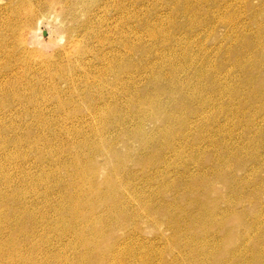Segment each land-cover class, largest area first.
<instances>
[{
	"label": "bare ground",
	"instance_id": "1",
	"mask_svg": "<svg viewBox=\"0 0 264 264\" xmlns=\"http://www.w3.org/2000/svg\"><path fill=\"white\" fill-rule=\"evenodd\" d=\"M83 1L86 4L83 3ZM91 1L92 0H80L81 4L85 7V9H83L84 14L91 18V22L84 26L87 27L90 26V24H94L95 26L91 28L98 27V29L89 31L87 30L88 28L84 29V26L81 25L84 32L87 31L84 37L89 41L95 40L98 44L103 43V45H101L103 48L108 45L105 44L108 43L106 41H109L110 49L109 51L103 48L94 50L89 46H82L83 41L74 40L73 45H78L77 60H72L66 53L54 57L40 56L38 59L31 58L32 53L29 51L28 47L31 42L28 43L29 45L27 42L30 39L33 42V35L29 33L32 35V38L27 41L26 37L19 33V31L29 29L34 25L39 13L37 9H53L56 5H63L67 14L72 15L70 12L73 11L75 5L73 2H68V0H17V4L21 5V8L15 12L18 18H9V21L6 22L14 28V31L10 33L2 32L1 27L3 23L0 21V97L2 109L13 110V107L16 106H22L24 108H30V106H32L35 108L34 111H42L45 109L46 105H48V101L50 103L55 102L62 113L68 111L67 115L68 113L71 115L73 113L75 114L76 111L73 110V113H71L72 111L68 107L70 105H76L75 107H78L79 101L75 99L66 101L63 98H59L56 101L54 97L53 102L47 100V97L42 98V95H45V93H50V95H52L51 92L54 91L56 93L62 92L63 96L69 98L66 95V90L72 91L76 88L75 81L71 80V70L73 74L76 73L80 67L84 68L85 65H87L91 70H87V73H85L89 74L86 79L90 78L92 74L93 78L91 82L86 81V98L87 102L94 108V112H98L97 116L93 117H95L97 123L106 122L113 125L114 120L118 126H120L118 135L117 132H115L117 136H115L116 139L114 141L105 142L103 140L104 144H99L94 148V145L91 146L90 144L88 147L92 152L87 153L84 157L85 151L83 152V148L85 147H83V129L82 127L80 128V125L83 124V116L80 117L79 120V115H75L74 117L73 114L74 121L76 119L80 125L78 128L73 129L72 136L78 134L82 137V141H80V144L78 142L69 143V141V145L65 146V148L68 147V150H71L70 152L73 155L71 159L69 157V160H64V158H62L63 154L58 156V151L52 152L48 157L51 159L52 165L50 164L45 168L41 166L45 158L43 154L44 150H42L43 148L37 149L38 156L34 161H29L26 156L24 157V163H12V159L17 152H13L10 149V145L12 142L22 145L21 142L24 141L27 136L23 137L21 136L23 134L20 135L14 132L13 137H11L8 134L13 133L12 130H14V127L6 124L1 125L2 123H0V173L2 174V178H0V264H231L226 261V257L224 258V256L230 255L231 252L233 253L235 251L239 255L235 256L234 254L238 263L245 264V246L242 245H245L247 239L242 242V234L244 233H242L243 231L241 232V229L244 228V219H246L247 216L249 219L253 220V226L248 227L245 223L247 229L244 230H246L248 234L247 238L249 237L248 239H250L248 242L250 241L254 244V246L252 245L253 248H251L252 254L250 253L252 257L249 256L251 260H247L250 262L253 258L263 259L264 230L262 232H260L261 230L257 232L255 229L257 225L259 226V222L264 215V212L262 213L255 210V204L257 205V202L260 200V195L258 196L253 192L248 194L246 186L250 182L246 181V178L239 177V179L236 175L238 172L245 173V171H251L249 170V165L251 162L254 164L256 163L258 159L257 156H253L249 159L244 152L245 146H239L238 144L233 145L232 142L225 143L224 145L219 143L221 144L219 145L216 141L219 138L215 140L210 137L207 139H209L211 150L215 152L213 154L211 150V152L209 151L208 147L204 149L201 147V143L206 140V137L204 136L205 131L204 134L201 135L202 133L200 130L198 132L201 134H193L196 137L193 136L194 138L192 137L193 139H191L193 140L191 144L193 159L191 158V160L195 162L194 165L198 168V174H190L188 168L185 167L186 169L183 168L185 170L180 175L179 179L173 183H169L170 180L168 179L167 181L169 182L164 181V177L167 175H165L162 180V178L160 179V175L163 172L161 173L160 169L158 170L157 167V170L153 169L158 163L163 165L161 162L164 161L165 156L159 157L161 154L158 155V152V154L152 152L148 155L145 153L148 149L150 150L153 147L151 146L152 143L158 144V142L154 141L160 133L164 135L163 143L157 146V150L158 147L159 151L163 149L160 152H165L167 150L168 154V149H172L173 152L177 153L176 147H174V143L172 142H177L178 140L179 142L181 141L180 143H182V145L184 143L185 145L186 143L189 144L191 141H189L188 134L191 132L190 130L192 127L189 118L192 116L188 115L192 112H189L192 108L197 107L196 112L204 111V114H209L207 117L209 119L206 123L210 121L215 123L219 120V117L222 115H216V113L213 114V112L217 111L219 113V111H224L227 106H231V103L224 101L222 88L204 95L202 91L206 89L207 84L205 82L203 83V81H209V78H216L218 71L220 69L222 71V68L226 67V63L223 61L215 70L212 69L206 73L203 61L201 70L191 72L192 75L185 80L183 77V79L180 77L182 72L179 74L180 70H185L186 68L183 64L184 62L179 63L175 60L176 62L172 61L171 64L169 63V72L167 73L163 68V65L166 64L164 62V54L166 52L164 51L168 46L167 43L173 41L177 42V40H179V34L177 35V33L183 29L181 24L177 23L175 20H171V23L168 25L164 20L166 17H161L159 15L160 13L157 14L153 8L152 11L155 14L152 23L151 21H137L138 27H140L137 29L143 28L147 31L144 38L138 36L137 34L141 30L136 31L133 27L134 13L131 9L134 8L136 3L145 5V0H123L129 2L125 7L121 6L119 8L123 13H121V17L114 27L121 31V33H119L121 37L118 42L114 37L117 36L116 34H118V32H115L112 27H107L108 32L105 34L101 30V28L107 24L106 20L108 21L107 18L105 20V16H102V14L110 11L113 7L106 0ZM162 1L168 4L171 11L176 12L178 15H184L185 19H187V27L185 28L190 26L193 27L197 23L201 24V14L206 13L207 17L211 20L209 18L205 19L206 21L202 20L203 24H206L209 20L214 22L215 26V22L217 21L219 24L223 25V30H225V28L230 30L231 33H229L231 37L238 39V41L241 40L242 45H237L236 39H233L235 44H231L230 50L227 52L231 61L234 63V67L242 70L244 74V83L242 84L250 86V91L246 93L247 97H245V101L247 99V102L252 101V103H254L253 101L256 100H264V75H259L262 80L256 75V72L261 73V71L264 70V24H259V31L253 33L245 23H242L240 20L241 18H238L243 12L257 13L259 11H264V0H259L263 4L258 7L252 5L253 0ZM165 2H163V4ZM30 7H34L35 10L30 15H26L25 18H21V16L25 14L24 11ZM176 14H173V16ZM203 16L204 15H202V17ZM120 26L123 30H121ZM169 29L174 32L167 37V31ZM213 31H215V29ZM32 32H34V30ZM117 43L122 44V52L116 45ZM155 46L164 49L161 52L157 51L158 53H154L152 47ZM189 48L190 44L187 46V50H185L184 59L192 62L193 57L189 54ZM171 51L173 50L170 49L169 52L171 53ZM136 52L142 53L143 63L139 64L133 60V56ZM250 56L254 58L250 59ZM153 57H155V60L152 59ZM92 60L97 61L99 63L98 65L104 63L106 68H100L98 65L93 66ZM206 60L208 59L205 58V61ZM231 61L229 62L231 63ZM134 70H136V73L142 78L145 74L149 73H152L153 76L148 79L145 86L143 85L144 87L140 88L136 86L137 78L133 76L132 72ZM108 72L114 73V79L111 81L105 78ZM30 74L32 77H30ZM170 75H172V77H170ZM227 76L229 77V75ZM95 77L101 78V80L97 81ZM78 79L83 80V74L79 75ZM69 82H71V84H68ZM62 84L67 86L61 88ZM242 84H238L239 89L237 92L231 91L230 101L231 98L240 97L241 92H245L242 88ZM105 86H110V90L112 89V91L103 93L102 87ZM78 89L80 88L75 90ZM29 93L30 95H28ZM165 94L174 97L173 99L171 98L172 100L170 101L173 114H168L167 108H170V106H168V102H165L163 99ZM244 103V101L241 102V104ZM243 106L244 105H242V107ZM239 107H241L240 104ZM238 108H234L233 112L237 114L241 112V110L238 111ZM187 110H189L188 115L185 113ZM42 112L40 115H44L45 112ZM78 112L79 111L76 113ZM6 114L7 113L3 115L5 116ZM4 116H0V121H2V117ZM27 116L30 115L27 114ZM135 117L138 119V124L135 125V129L131 131L128 126L132 121L131 119H135ZM156 117L161 118V120L165 122L162 123L161 121L163 125L155 123L157 125L155 133L153 134L152 131V133L149 134L145 131L144 126L147 122L152 120V118ZM39 119L41 118H38V120ZM122 119L128 120V126H126L127 121L121 123L120 120ZM229 119L230 118H227V122ZM8 121L10 122V120ZM43 121H45V119ZM50 121L51 119H48V122ZM77 121H75V123ZM239 121H241V119ZM62 122L64 121L62 120ZM42 124L44 125V123ZM53 124L54 123H52V125ZM209 124H206V127ZM63 125L65 126L66 124ZM64 126L61 127L63 128ZM210 126L211 125H209V127ZM218 127L215 129H218ZM199 128L200 127L196 129ZM219 128V132H222L227 128V124ZM20 130L21 128L19 131ZM109 132L110 129L107 128L101 131V135L104 138ZM135 132H137V134L131 135ZM231 132H229V135L232 134ZM61 133H63V131ZM207 133L206 136H208ZM95 135H99L98 130ZM122 135L127 138L126 143L128 146L132 145L133 142L141 148L138 150L139 153L137 152V156L136 154L132 156L131 153H124L121 151V148H119L120 146H118L119 143H117L116 140L118 136L120 138ZM45 136L49 138L47 135ZM29 138L31 139V137ZM227 138L225 140H227ZM230 139L232 140L233 138L230 137ZM234 139H236V137ZM63 141H65V139ZM89 141L90 139L87 141V145ZM92 142L95 144L94 140ZM9 143L11 144L9 145ZM28 145L30 146V144ZM177 145L178 144L175 146ZM23 146L24 144L22 147ZM170 146L173 147L170 149ZM106 147H108L110 155L106 153ZM13 148L14 147H12V149ZM184 148L186 147L184 146ZM52 150L53 149H51V151ZM185 150L186 149H184V151ZM33 151L35 150L31 149V152ZM164 152L162 154H165ZM211 153L214 159H212ZM30 154L32 155V153ZM186 154H189L188 151ZM203 154V159L201 158V160L195 161L197 156H202ZM208 154L210 158L206 161V157L209 156ZM215 154H221V157H217ZM182 155L183 154H181V156ZM99 157L103 160L101 161ZM189 159H187L188 162ZM3 160L7 161L8 164H4ZM184 162L187 161L185 160ZM184 164L186 165L187 163ZM207 165H209V167H207ZM33 166L41 169L40 175L35 176L36 173L33 175L28 172ZM164 167L161 169H166ZM172 168L174 169V167L171 166V169ZM176 168H178V166ZM60 169L65 172L64 175H61L62 177L57 175ZM258 170H260V168H258ZM180 171L177 172L179 173ZM18 172L27 177L24 176L25 179L22 177L24 183L16 186L14 183L16 175L19 176ZM138 178L143 180V185L144 181L149 185L154 182L158 185L157 189L154 191V197L152 196L153 199H144L145 197L135 193L137 191L135 187L133 189V186ZM216 184L221 185L224 193L219 191ZM143 185H140V187L138 186L139 190ZM184 185L186 188L184 191H181ZM250 185H252V183ZM259 190L260 189L257 191ZM171 191H174L175 197ZM260 191H264V189ZM168 192H171V194H169L173 196V199L167 198ZM148 193L149 192H147V194ZM29 196L34 199L30 200ZM155 197L161 199L158 206L155 205L156 203H153V201L157 200ZM41 200L47 202L44 207L49 212L46 215H43L40 210L43 204ZM247 205L253 207L249 210L246 209ZM257 206L259 208V205ZM238 208H240V210ZM252 210H254V213ZM35 212L38 215H36ZM53 215L56 216L57 224L55 221L53 225L49 226V221ZM34 216L35 218L40 216L41 219H33ZM48 216H50L49 219H46ZM34 222L37 223L36 228L30 226L31 224L35 226ZM39 223L40 225H38ZM143 224H148L155 229H159L160 227L165 228V231H155L157 234L156 238L160 241L161 245H163V248H161V246L159 248L156 247L158 244L156 245L155 241L149 245L146 240V231L143 228ZM39 227L41 228L38 230ZM51 229L55 230V232L53 231L54 233L58 232L57 238L58 241L62 242L61 246L58 245L46 248L47 244L50 242L49 240H37L41 235V231L51 234L53 233ZM251 231H256V233H254L253 236H249ZM167 232L170 233L167 234ZM219 235H222V237H219ZM49 236L52 237L51 235ZM70 236L73 237V240L64 243L63 240ZM40 237L45 239L43 236ZM231 240H235L236 242L233 244ZM151 241L152 240H150V242ZM259 245L263 247H258ZM71 247L74 249L81 248L87 252L84 254L81 252H72L73 256L70 255L72 258H69L67 250ZM248 249H250V247ZM249 252L247 250V254ZM168 257H172V260Z\"/></svg>",
	"mask_w": 264,
	"mask_h": 264
},
{
	"label": "rangeland",
	"instance_id": "2",
	"mask_svg": "<svg viewBox=\"0 0 264 264\" xmlns=\"http://www.w3.org/2000/svg\"><path fill=\"white\" fill-rule=\"evenodd\" d=\"M93 1V0H92ZM91 1V2H92ZM100 1V0H99ZM113 8L112 9H110V11H107L106 13H104V14H102V16H105L104 18H105V20H106V18L108 19V21L106 20V25L103 27V28H101V30L104 32V34L105 33H107L108 32V28L107 27H112L114 30H115V32H118V34H116L117 36H114L115 37V39L118 41L119 39H120V34L119 33H121V31L120 30H117V28H114L116 25H117V22L119 21V18L121 17V13H123V12H121L120 11V7L121 6H124L125 7V5L126 4H128V2L129 1H123V0H106ZM68 2H73L75 5H74V7H73V11L72 12H70V13H72V15H68L67 14V12H66V9L64 8V6L62 5H56L53 9H50V8H48V9H37L38 10V18H37V21L34 23V25H32V27L31 28H29V29H25V30H22V31H19V33H21V34H23V36H25L26 37V39H27V41L30 39V38H32L31 36L33 35V38L32 39H34L33 40V42H32V40L30 39L28 42H27V44L29 43V42H31V43H29L28 45V47H29V51L32 53L31 55H32V57L31 58H39L40 56H48V57H51V56H56V55H61V54H63V53H66V54H68L70 57L69 58H72V60H77V49H78V45H73V41L75 40V41H77V40H81V41H83V43H82V46H84V47H86V46H89L91 49H94V50H97V49H101V48H103L101 45H103V43H100V44H98L95 40L93 41H89L86 37H84V35H85V33L87 32H84V30L82 29V27H81V25L82 26H84V25H87V23H90L91 22V18L89 17V16H86L85 14H84V12H83V9H85V7L83 6V4H81V2H80V0H68ZM155 2V3H154ZM163 2H165V1H162V0H145V2H144V4L145 5H143V4H140V3H136L135 4V6H134V8H132L131 10H133L132 12L134 13V20H133V27H134V29L136 30V31H138V30H141L140 32H138V36H142L143 38H144V36L146 35V30H144L143 28L142 29H137V28H140V27H138V23H137V21L139 22V21H151V23H152V21H154L153 19H154V12L152 11V9L154 8V11L155 12H157V14H159L161 17H163V18H165L164 20L167 22V24L169 25L170 23H171V20H175V21H177V23H179V24H181L182 25V27H183V29H181L180 31H178V33H177V35L179 34V36H178V39L179 40H177V42H170V43H167L168 44V46H167V44H166V50L164 51V52H166L165 54H164V62L166 63L165 65H163V68L165 69V72H169V69H168V65H169V63L171 64V62L172 61H178L179 63L180 62H184L183 64H184V66L186 67L185 68V70H180L179 71V74L182 72V74L180 75V77L182 78H184L185 80H187L188 78H189V76H191L192 75V73L191 72H197V70H201V68H202V64H203V61H204V68H205V71H206V73L208 72V71H210V70H215L217 67H218V65H220V63H222L223 61L226 63V67L225 68H222V71H221V69L218 71V74H217V77L216 78H209V81H203V83L205 82L206 84H207V86H206V89L205 90H203L202 91V93L204 94V95H206L207 93H212V92H214V91H216V90H220L221 88H222V92L224 93L223 94V98H224V101H227L228 103H231V106H227L226 107V109L224 110V111H219V113L216 111H214L213 112V114H215L216 113V115L217 114H221L222 116L221 117H219V122L217 121V122H207L206 123V121H208V119L209 118H207L208 117V115H207V113H205L204 114V111H198V112H196L197 111V107H195V108H192L190 111L189 110H187V111H185V113H186V115H188L189 114V112H191L188 116H192L191 118H189L190 119V121H191V123H192V127H191V132H189V134H188V138L190 139L189 141H191L189 144H187L186 143V145H185V143L182 145V143H180L179 142V140L177 141V142H172V143H174V147H176V151H177V153L176 152H173V150L171 149V147H173V146H170L169 148L171 149V150H169L168 149V154H167V150L164 152L165 154H162L163 152H160L161 150H163V149H160V151H159V147H158V150H157V146L158 145H160L161 143H163V140H164V135L163 134H161L160 133V135L159 136H157V138L155 139V141L154 142H158V144L157 143H152V145L151 146H153L149 151L147 150L145 153H147V155L149 154V153H157L158 155H160L159 157H161V156H165V158H164V161L163 162H161L163 165H160L159 163L153 168V169H156V167H157V169L159 170L160 169V171H161V173L163 174H161L160 175V179L162 178V180H163V177L165 176V175H167L166 177H164L165 178V180L164 181H166V182H169V181H167V179L168 180H170V182L169 183H173V182H175V181H177V179H179V177H180V175L184 172V170L186 169V168H188V170L190 171V174H194V175H197L198 174V168L194 165V163L195 162H193V160H191V158H192V146H191V144L193 143L192 141L193 140H191V139H193L194 137H196V136H194V135H197L198 133H200L201 135H203L204 134V131H205V134H204V136L206 137V140H204L202 143H201V147L204 149V148H207L208 147V149H209V151L211 150V146L209 145V139H207V138H210V137H212L213 139H218V140H216L217 141V143L219 144V143H221L222 145H224L225 143H230V142H232V144L233 145H239V146H245V150H244V152H245V155L250 159L251 157H253V156H257V161H256V163L254 164L253 162H251L252 163V165H251V163H250V165H249V170H251V171H245V173L244 172H238L236 175H237V178H246V181H249L250 183L246 186V188H247V193L248 194H250V193H256L258 196L260 195V200L257 202V205H259V208H258V206L255 204V210H258L259 212H264V191H260V190H263L264 189V186H262V185H264L263 183H264V181H262V180H264V123H263V121H264V100L263 99H261V100H256V101H253L254 103H252V101H248L247 102V99H246V101H245V97H247V94L246 93H249V91H250V86H245V85H243L242 83H244L243 81H244V74H243V72H242V70H240L239 68H236V67H234V63L231 61V59H230V57H229V54H228V52L227 51H229L230 50V47H231V44H235V42H234V40L236 39V38H233V37H231V35H230V30H228L227 28H225V30H223L224 29V27H223V25H221V24H219L217 21L215 22V26H214V22H211V21H207V23L206 24H203V21H206L205 19H207V18H209V17H207V14L205 13V14H201V24H195L193 27H188V28H185V27H187L186 25H187V19H185V17H184V15L183 14H176V12H174V11H171V9H170V7L168 6V4L165 2L164 4H163ZM83 3H85L84 1H83ZM121 3H122V5H121ZM86 4V3H85ZM263 3L262 2H260L259 0H253L252 1V5H254V6H256V7H258V6H260V5H262ZM163 6V7H162ZM0 21H1V23H3L2 24V27H1V31L2 32H4V33H6V32H8V33H10V32H13L14 31V28L9 24V23H6V22H8L9 21V18L10 19H14V18H18L17 16H16V13L15 12H17V10L19 9V8H21V5H18L17 4V0H0ZM136 7V8H135ZM139 7V8H138ZM141 8V9H140ZM140 9V10H139ZM35 10V8L34 7H30V8H28V9H26L24 12H25V14H23L22 16H21V18H25V16L27 15H30L33 11ZM138 11V12H137ZM168 14V15H167ZM173 14H176V15H174L173 16ZM185 14V13H184ZM139 15H140V18H139ZM167 15V16H166ZM202 15H204L203 17H202ZM172 16V17H171ZM238 18H241L240 20L242 21V23H245L251 30H252V32L253 33H256L257 31H259V24H264V11H259V12H257V13H253V12H248V13H245V12H243L242 14H241V16L240 17H238ZM149 19V20H148ZM210 19V18H209ZM203 20V21H202ZM211 20V19H210ZM183 23V24H182ZM212 24V25H211ZM95 25L94 24H90V26H84V29L85 28H88L87 30H89V31H92V30H97L98 29V27H96V28H91V27H94ZM189 26V25H188ZM200 26V27H199ZM14 27H15V25H14ZM215 27V28H214ZM218 27H220V28H218ZM222 27V28H221ZM120 28H121V30H123L122 29V27L120 26ZM185 28V29H184ZM204 28V29H203ZM215 29V31H213ZM34 30V32H32ZM71 30H75V31H71ZM218 30V31H217ZM213 31V32H212ZM217 31V32H216ZM36 32H37V34H36ZM174 31L173 30H168L167 31V37L168 36H170V35H172V33H173ZM184 32V33H183ZM230 32V33H229ZM32 34V35H30V34ZM141 33V34H140ZM35 34V35H34ZM140 34V35H139ZM196 35V36H195ZM193 36V37H192ZM213 36V37H212ZM251 36V35H250ZM195 37H196V39H195ZM231 37V38H230ZM185 38V39H184ZM209 38V39H208ZM234 39V40H233ZM184 40V41H183ZM194 40V41H193ZM207 40V41H206ZM148 41H149V39H148ZM182 41V42H181ZM106 42H108V43H105V44H108L105 48H103L104 50H106V51H109V49H110V43H109V41H106ZM119 42V41H118ZM236 44L237 45H242V41L240 40V41H238V39H236ZM201 43V44H200ZM207 43H208V45H207ZM189 44H190V50H189V54L190 55H192V57H193V59H192V62H190V60H185L184 59V57H185V50H187V46H189ZM198 44V45H197ZM118 47H119V49H120V51H121V43H117L116 44ZM177 45H178V47H177ZM201 45V46H200ZM171 46V47H170ZM229 46V47H228ZM88 47V48H89ZM200 47V48H199ZM225 47V48H224ZM153 48V51H154V53H158V52H161V51H163V49L164 48H162V47H158V46H155V47H152ZM160 48V49H159ZM174 48H175V50H174ZM178 48V49H177ZM195 48V49H194ZM222 48V49H221ZM170 49H172L173 51H171V53L169 52L170 51ZM158 51V52H157ZM176 51V52H175ZM178 51V52H177ZM196 51V52H195ZM221 51V52H220ZM122 52V51H121ZM174 52V53H173ZM137 53V54H136ZM135 53V55L133 56V60L136 62V63H139V64H141V63H143V59H142V57H143V55H142V53L140 52V53H138V52H136ZM179 53V54H178ZM168 54V55H167ZM174 54H175V56H174ZM188 54V55H189ZM207 54V55H206ZM30 55V56H31ZM196 55V56H195ZM138 57V58H137ZM140 57V58H139ZM172 57V58H171ZM137 58V59H136ZM155 57H153L152 59L153 60H155L154 59ZM174 58V59H173ZM195 58V59H194ZM205 58H207L208 60H206L205 61ZM250 59H252V58H254V57H252V56H250L249 57ZM136 59V60H135ZM168 59V60H167ZM197 59V60H196ZM201 59V60H200ZM175 61V62H176ZM219 61V62H218ZM229 61H231V63L229 62ZM164 62H162V63H164ZM168 62V63H167ZM193 62H194V64H193ZM197 62V63H196ZM99 63L97 62V61H95V60H92V65L93 66H97ZM191 64H192V66H191ZM100 68H106V65L104 64V63H100V65H98ZM230 66V67H229ZM233 66V67H232ZM190 67V68H189ZM231 68V69H230ZM219 69V68H218ZM224 69V70H223ZM227 69V70H226ZM228 69H229V71H228ZM263 69H264V67H263ZM262 69V70H263ZM87 70H91L87 65H85V67L83 68V67H80L79 68V70L76 72V73H73L72 74V70H71V73H70V75H71V80H73V81H75V84H76V88H74L72 91H70V90H66L67 91V93H66V95L69 97V98H67L66 96H63V93L62 92H51L52 93V95H50V93H45V95H42V98H45V97H47V100H49V101H53L54 102V97L56 98V101L59 99V98H63V99H65L66 101L67 100H70V99H75L76 101H79L78 103H79V106L78 107H75L76 105H70L68 108H70L71 109V113H73V110H75L76 112L77 111H79L78 113H76L75 112V114L73 115L74 117H75V115L76 116H78L79 117V120H80V117H82L83 116V124L82 125H80L79 124V122L75 119V121H77L76 123H75V121H74V117L70 114V113H68V115H67V112H63L62 113V111H61V109L60 108H58L57 107V104L54 102V103H50V102H48L47 101V103H48V105H46V107H45V109L44 110H42V111H40V110H36V111H34V107H32V106H30V108H24V107H20V106H16V107H13V110H5V109H2L1 108V105H2V102H1V97H0V116H4L3 114H5V113H7L4 117H2V121H0V123H2L1 125H8V126H12V127H14V130H12L13 131V133H9L8 135H10L11 137H13V134H14V132H17V134H23V135H21V136H23V137H26L27 136V138H25L24 139V141H22L21 143H22V145L24 144V146L22 147V145L21 144H17V143H13L12 142V144L11 143H9V145H10V149L14 152V151H16L17 153L15 154V157L12 159V163H19L20 164V162L21 163H24V157H26L27 156V158H28V160L30 161V160H35L36 158H37V149H42V150H44V152L42 151V150H40V151H42L43 152V154H44V156H45V158L43 159V162H42V165L41 166H43V167H45V168H47V166H49L50 164L52 165V161H51V159L50 158H48L49 157V155H51L52 154V152H57L58 153V156H60V154L62 155V158H64V160L66 159V160H69V157H70V159L72 158V153L70 152L71 150L69 149L68 150V147L67 148H65V146H67V145H69V143H71V142H78L79 144H80V141H82V137L81 136H79L78 134L76 135V134H74L73 136H72V133H73V129H75V128H78L79 127V125H80V128L82 127V129H83V147H85V148H83V152H84V157H85V155L87 154V153H91L92 152V150L88 147L90 144H91V146L92 145H94L93 146V148L95 147V146H98L99 144H104V142H103V140L106 142V141H111V140H115L116 139V137L115 136H117L118 135V132L120 131V126H118V124L113 120V125L112 124H110V123H106V122H99V123H97V121H96V119H95V117L97 116V114H98V112H94V108L90 105V103L89 102H87V98H86V90L87 89H85L86 88V81H90L91 82V80H92V78H93V74L91 75V77L90 78H88V79H86L87 78V76L89 75V74H85V73H87ZM133 72V76H136V78H137V83H136V86H138V87H140V88H142V87H144L145 86V84H147V82H148V79L151 77V76H153L152 75V73H149V74H145L144 75V79L140 76V75H138L137 73H136V70H134V71H132ZM184 72V73H183ZM199 72V71H198ZM241 72V73H240ZM186 73V74H185ZM223 73V74H222ZM81 74H83V80H81V79H78V76L79 75H81ZM91 74V73H90ZM170 74V73H169ZM222 74V75H221ZM225 75H226V77H225ZM227 75H229V77L227 76ZM256 75L260 78V80H262L261 79V77L259 76V75H264V70L263 71H261V73L260 72H256ZM114 73H112V72H108L106 75H105V78H108L110 81L112 80V79H114ZM187 76V77H186ZM30 77H32V75L30 74ZM147 77V78H146ZM170 77H172V75H170ZM153 78V77H152ZM182 78V79H183ZM147 79V80H146ZM95 80H97V81H100L101 80V78H98V77H95ZM167 80H169V79H167ZM34 81V80H33ZM35 82V81H34ZM81 82H83V83H81ZM81 83V84H80ZM140 83V84H139ZM242 84V88L244 89V91L245 92H241V96L240 97H238V99H237V97L236 98H231V101H230V96H231V91H235V92H237L238 91V89H239V87H238V84ZM68 84H71V82H69ZM139 84V85H138ZM224 84V85H223ZM144 85V86H143ZM67 86V85H66ZM64 84H62V87L61 88H65L66 87ZM215 86V87H214ZM245 87V88H244ZM248 87V88H247ZM77 88H80V89H78V90H75V89H77ZM110 86H108V87H102V89H103V93H108V92H110V91H112V89L110 90ZM213 90H212V89ZM209 89V90H208ZM211 89V90H210ZM208 90V91H207ZM211 91V92H210ZM200 93V92H199ZM221 93V92H220ZM229 94V95H228ZM244 94H245V96H244ZM28 95H30V93L28 94ZM170 98H169V97ZM71 97V98H70ZM164 98V101L166 102H168V106H170V108H167V111H168V114L170 113V114H173V110H172V108H171V104H170V101L174 98L172 95L170 96V95H164L163 96ZM166 97V98H165ZM169 98V99H168ZM172 98V99H171ZM83 99V100H82ZM166 99V100H165ZM240 99V100H239ZM41 100H43V99H41ZM229 100V101H228ZM236 100V101H235ZM242 100V101H241ZM245 102L244 104H241V102ZM251 102V103H250ZM257 103V104H256ZM55 104V105H54ZM94 104V103H93ZM239 104L241 105V107H239ZM252 105V106H250V105ZM242 105H244L243 107H242ZM13 106V105H12ZM28 106V107H29ZM250 106V107H249ZM256 106H257V108H256ZM235 109H237L238 107V111H240L241 110V112H239L238 114L237 113H235V112H233V109L234 108ZM246 107H247V109H246ZM21 108H23V109H21ZM242 108V109H241ZM245 108V109H244ZM19 109V110H18ZM30 111H29V110ZM112 109H114V108H112ZM171 109V110H170ZM193 109H194V111H193ZM2 110H3V112H2ZM32 110V111H31ZM115 110V109H114ZM7 111V112H6ZM10 111V112H9ZM14 111V112H13ZM39 111H40V113H39ZM189 111V112H188ZM2 112V113H1ZM5 112V113H4ZM41 112L42 113H44V115H40L41 114ZM81 112V113H80ZM188 112V113H187ZM26 113V114H25ZM29 113H31V114H29ZM167 113V112H166ZM194 115H193V114ZM197 113H198V115H197ZM27 114L28 115H30V116H27ZM47 116H46V115ZM70 114V115H69ZM12 117H11V116ZM37 115V116H36ZM205 115V116H204ZM10 116V117H9ZM34 116V117H33ZM36 116V117H35ZM93 116H95V117H93ZM127 116V115H126ZM194 116V117H193ZM195 116H197V117H195ZM258 116V117H257ZM46 117H47V120H46ZM68 117H70V118H68ZM72 117H73V119H72ZM128 117V116H127ZM200 117V118H199ZM204 117V118H203ZM241 117V118H240ZM244 117V118H243ZM34 118V119H33ZM38 118H44L45 119V121H43L44 119H39L38 120ZM126 118V117H125ZM227 118H230L229 120H228V122H229V124H228V122H227ZM231 118H232V120H231ZM259 118V119H258ZM48 119L50 120L51 119V121L50 122H48ZM70 119V120H69ZM86 119V120H85ZM128 119V118H127ZM120 120L121 121V123H125L126 121H127V125L126 126H128V124H129V122H128V120ZM197 119V120H196ZM201 119H202V121H201ZM205 119V120H204ZM207 119V120H206ZM241 119V121H239ZM6 120V121H5ZM8 120H10V122L8 121ZM35 120V121H34ZM40 120H41V122H40ZM62 120L64 121V122H62ZM132 121L130 122V124H129V128H130V130L131 131H133L134 129H135V125H137L138 124V119H136V117H135V119H131ZM199 120V121H198ZM231 120V121H230ZM9 123H8V122ZM11 121H12V123H11ZM73 121V122H72ZM88 121H89V123H88ZM134 121V122H133ZM161 121H162V123L163 122H165V121H163V120H161V118H159V117H156V118H152V120H150L149 122H147L146 124H145V126H144V128H145V131L146 132H148L149 134L150 133H152V131H153V134L155 133V129H156V127H157V125L156 124H158V125H163L162 123H161ZM195 121V122H194ZM198 121V122H197ZM257 121V122H256ZM5 122V123H4ZM47 122V123H46ZM54 123L53 125H52V123ZM63 123V124H66L65 126L63 125V124H61V123ZM133 122V123H132ZM200 122V123H199ZM222 122V123H221ZM14 123H16V124H14ZM42 123H44V125L42 124ZM78 123V124H77ZM156 123V124H155ZM209 124V125H211L210 127H209V125H207V127H206V124ZM212 123V124H211ZM12 124H14V125H12ZM50 124V125H49ZM61 124V125H60ZM133 124V125H132ZM199 124V125H198ZM220 124V125H219ZM222 124V125H221ZM224 124H227V128H225V130H223L222 132H219V127H221V126H223ZM18 125V126H17ZM21 125V126H20ZM33 125V126H32ZM35 125V126H34ZM43 125V126H42ZM59 125V126H58ZM68 125V126H67ZM100 125V126H99ZM132 125V126H131ZM213 125V126H212ZM23 126V127H22ZM45 126V127H44ZM61 126H64L63 128L61 127ZM72 127V128H70V127ZM153 126H154V128H153ZM195 126V127H194ZM202 126V127H201ZM204 126V127H203ZM218 127V129H215V128H217ZM69 127V128H68ZM132 127V128H131ZM134 127V128H133ZM198 127H200L199 129H196V128H198ZM210 129H209V128ZM21 128V130L19 131V129ZM27 128H29V129H27ZM40 130V134H39V130ZM60 128V129H59ZM62 128V129H61ZM65 128V129H64ZM67 128V129H66ZM110 129V132L109 133H107L106 135H105V139L103 138V136L101 135V131H104L105 129ZM153 128V129H152ZM193 128V129H192ZM195 128V129H194ZM202 128V129H201ZM216 130V132H215V130ZM23 129V130H22ZM28 131H27V130ZM44 129V130H43ZM70 129H72V130H70ZM118 129V130H117ZM206 129V130H205ZM214 131H213V130ZM16 130V131H15ZM29 130H32V131H29ZM36 130V131H35ZM67 130H70V131H67ZM97 130L99 131V135H95L96 134V132H97ZM197 132H196V131ZM201 130V131H200ZM203 130V131H202ZM63 131V133H61ZM198 131H200V132H198ZM212 131V132H211ZM232 131V132H231ZM23 132V133H22ZM24 132H25V134H24ZM66 132V133H65ZM69 132V133H68ZM115 132H117V135H115ZM207 132H209V133H207ZM227 132V133H226ZM229 132H231L232 134H233V136H232V134L231 135H229L230 133ZM246 132V133H245ZM27 133V134H26ZM65 133V134H64ZM206 133L208 134V136H206ZM212 133V134H211ZM214 133V134H213ZM223 133V134H222ZM251 133V134H250ZM34 134V135H33ZM71 134V135H70ZM111 134H113V135H111ZM135 134H137V132H135V133H133V134H131V135H135ZM190 134H191V136H190ZM194 134V135H193ZM199 134V135H200ZM212 136H211V135ZM247 134V135H246ZM249 134V135H248ZM30 135V136H29ZM37 137H36V136ZM45 135H47L49 138H47ZM61 135V136H60ZM63 135H64V137H63ZM210 135V136H209ZM234 135H235V137H236V139H234L235 137H234ZM194 136V137H193ZM216 136H218V137H216ZM229 136V137H228ZM249 136V137H248ZM255 136V137H254ZM29 137H31V139L29 138ZM193 137V138H192ZM229 139H228V138ZM230 137L231 138H233L232 140L230 139ZM37 138V139H36ZM45 138V139H44ZM52 140H51V139ZM59 138V139H58ZM60 138H62V139H60ZM118 139L116 140L117 141V143H119V145L118 146H120L119 148H121V151H123L124 153H131L132 154V156H134V154H136V156H137V154L139 153V151L138 150H140L141 148H139V146L136 144V143H133L132 142V145H127V143H126V140H127V138L125 137V136H120V138H119V136L117 137ZM126 138V139H125ZM227 138V140H225ZM240 138H241V140H240ZM249 140H248V139ZM251 138V139H250ZM27 139H28V141H29V143H28V141H27ZM50 139V140H49ZM57 139V140H56ZM65 139V141H63ZM90 139V141H89V144L87 145L86 143H87V141ZM221 139V140H220ZM239 139V140H238ZM33 140V141H32ZM43 140H45V141H43ZM48 140V141H47ZM68 140V141H67ZM94 140V142H95V144L92 142ZM121 140V141H120ZM229 140V141H228ZM234 140H235V142H234ZM238 140V141H237ZM52 141V142H51ZM56 141V142H55ZM62 143H61V142ZM70 141V142H69ZM120 141V142H119ZM241 141V142H240ZM65 142V143H64ZM69 142V143H68ZM237 142H239V143H237ZM64 143V144H63ZM181 145H180V144ZM16 144V145H15ZM28 144H30V146L28 145ZM51 144V145H50ZM57 146H56V145ZM154 144H156V145H154ZM176 144H178L177 146H175ZM207 144V145H206ZM221 144H219V145H221ZM18 145V146H17ZM34 145V146H33ZM43 145V146H42ZM50 145V146H49ZM54 146V148H53V146ZM61 145V146H60ZM138 147H137V146ZM203 145H204V147H203ZM130 147V148H128V147ZM184 146L186 147V148H184ZM189 146V147H188ZM12 147H14L13 149H12ZM20 147H22V148H20ZM26 149H25V148ZM31 147V148H30ZM38 147V148H37ZM45 147V148H44ZM50 149H49V148ZM80 147V146H79ZM165 147H168V146H165ZM183 147V148H182ZM210 147V148H209ZM155 148H156V150H155ZM179 148H182V149H179ZM190 148H191V150H190ZM31 149H33V150H35V151H33V152H31ZM46 149V150H45ZM51 149H53L52 151H51ZM62 150V151H60V150ZM65 149H66V152H65ZM184 149H186L185 151H184ZM188 149V150H187ZM25 150V151H24ZM106 153L107 154H109L110 155V153H109V149H108V147H106ZM128 150V151H127ZM155 150V151H154ZM63 151H64V153H63ZM69 151V152H68ZM187 151H188V153L189 154H186L187 153ZM208 151V152H209ZM212 151V150H211ZM210 151V152H211ZM48 152H50V153H48ZM138 152V153H137ZM170 152V153H169ZM181 152H183V153H181ZM185 152V153H184ZM213 152V154L215 153L214 151H212ZM216 152H217V149H216ZM22 155H21V154ZM25 153V154H24ZM30 153H32V155L30 154ZM180 153V154H179ZM65 154V155H64ZM69 154H70V156H69ZM170 154V155H169ZM175 154V155H174ZM181 154H183L182 156H181ZM212 153L210 154L211 155V157H212V159H214V156H212L213 155ZM55 155V154H54ZM167 155V156H166ZM179 155V156H178ZM189 155V156H188ZM209 155V154H208ZM210 155L209 156H207L206 158H207V160L206 161H208L209 160V158H210ZM217 155V157H221L219 154H215V156ZM20 156V157H19ZM63 156H66V157H63ZM171 156V157H170ZM177 156V157H176ZM67 157H68V159H67ZM178 157H180V158H178ZM32 158H34V159H32ZM100 158V157H99ZM169 158H170V160H169ZM189 159V162H188V160L187 159ZM197 159L195 160V161H198V160H201V158L203 159L204 158V154L202 155V156H197L196 157ZM199 158V159H198ZM193 159V158H192ZM100 160L102 161L103 159L102 158H100ZM187 161V162H184V161ZM16 161V162H15ZM19 161V162H18ZM51 161V162H50ZM158 161V160H157ZM160 161V160H159ZM168 162V163H167ZM260 162H261V164H260ZM263 162V163H262ZM3 163L5 164H8V162L7 161H5V160H3ZM167 163V164H166ZM184 163H187L186 165L184 164ZM177 164V165H176ZM189 164V165H188ZM259 166H258V165ZM184 165V166H183ZM256 165V166H255ZM159 166V167H158ZM165 166V167H164ZM170 166V167H169ZM171 166L172 167H174V169L172 168L171 169ZM178 166V168H176ZM190 166V167H189ZM195 166V167H194ZM255 166V167H254ZM51 167V166H50ZM166 168V169H161V168ZM169 167V168H168ZM180 167V168H179ZM182 167V168H181ZM186 167V168H185ZM207 167H209V165H207ZM30 168H31V166H30ZM138 168H140V167H138ZM176 168V169H175ZM183 168H185V169H183ZM197 168V169H196ZM256 168V169H255ZM258 168H260V170H258ZM39 168H37V167H35V166H33V168L32 169H30L28 172L30 173V174H35V176H38V175H40V173H41V169H39ZM53 169H56V168H53ZM156 169V170H157ZM169 169V170H168ZM179 169V170H178ZM183 169V170H182ZM254 169V170H253ZM56 170H58V169H56ZM61 170V169H60ZM59 170V173L57 174V175H59V176H61V175H64L65 174V172L63 171V170H61L60 171ZM170 170H171V172H170ZM175 170H176V172L177 171H180L179 173L177 172H175ZM194 170V171H193ZM256 170H258V171H256ZM34 173H33V172ZM166 171H167V173H166ZM192 171V172H191ZM254 171V172H253ZM32 172V173H31ZM58 172V171H57ZM175 174H174V173ZM195 172H197V173H195ZM258 173V174H257ZM18 174H19V176L18 175H16V177H15V185L17 186V185H20V184H22V183H24V181H22V180H24L25 179V177H27L26 175H22V174H20V172H18ZM169 174V175H168ZM17 176H18V178H17ZM21 176V177H20ZM25 176V177H24ZM242 176V177H241ZM24 179H23V178ZM62 177V176H61ZM170 177V178H169ZM0 178H2V174L0 173ZM173 178V179H172ZM239 178V179H240ZM139 179V178H138ZM136 180L135 182L136 183H134L135 185L133 186V189H134V187H135V190L137 191V192H135V193H137V194H139L140 196H142V197H145L144 199H149V198H151V199H153L152 198V196L154 197V191L157 189V187H158V185L154 182V183H152V184H148L147 182H145L144 181V185H143V180L140 178L139 180ZM249 179V180H248ZM262 179V180H261ZM19 180V181H18ZM173 180V181H172ZM251 180V181H250ZM260 180V181H259ZM139 181V182H138ZM21 182V183H20ZM252 183V185H250ZM254 183V184H253ZM256 183H257V185H256ZM262 184V185H261ZM140 185H143L141 188H143V189H141L140 188V190H139V187H140ZM148 185V186H147ZM255 185H256V187H255ZM139 186V187H138ZM146 186V187H145ZM152 186V187H151ZM151 187V188H150ZM216 187L219 189V191L221 192V193H224L223 192V188L221 187V185L220 184H216ZM252 187V188H251ZM263 187V188H262ZM146 188H148V189H146ZM185 188H186V186L184 185L183 187H182V189H181V191H184L185 190ZM251 188V189H250ZM262 188V189H261ZM154 189V190H153ZM255 189H260L259 191H257V190H255ZM142 190V191H141ZM145 191H147V192H149L148 194H147V192H145ZM153 191V192H152ZM24 193H26L25 191H23ZM144 192V193H143ZM151 192V193H150ZM172 192V194L174 195V197H175V193H174V191H171ZM171 192H168V197L167 198H170V199H173V196L172 195H170L171 194ZM258 192V193H257ZM170 193V194H169ZM151 194V195H150ZM261 197H262V199H261ZM29 199L30 200H32V199H34L33 197H31V196H29ZM155 199H157L156 201H153V203L155 204V205H159L160 204V202H161V199L160 198H158V197H155ZM154 199V200H155ZM262 200V201H261ZM42 202H43V204L41 205V207H40V210L42 211V214L43 215H46L49 211H47V209L44 207L45 206V204H47V202L46 201H43V200H41ZM261 204H263V205H261ZM253 206H250V205H247L246 206V209H249L250 210V208H252ZM261 207V208H260ZM239 210H240V208H238ZM253 211V213H254V210H252ZM35 214L36 215H38L36 212H35ZM264 214V213H263ZM252 215V214H251ZM9 216V215H8ZM7 216V217H8ZM51 216V215H50ZM50 216H48L46 219H49V217ZM263 217H264V215H263ZM262 217V219L260 220V222H259V226L257 225V227L255 228L256 229V231L258 232V231H260V232H262L263 230H264V218ZM33 219H41L40 218V216H37V218H35V216L33 217ZM56 221V216H52V218H51V220L49 221V226H51V225H53V223ZM247 224V226L248 227H250V226H253V220L252 219H249V217L247 216V218L246 219H244V228H242L241 229V232L242 233H244V234H242V242L243 241H245L246 239H247V242H248V240H250V239H248L247 238V236H248V234L246 233V230H244V229H247V226L245 227V225ZM34 224H35V226L34 225H30V226H33L34 228H36L37 227V223L36 222H34ZM56 224H57V221H56ZM262 224V225H261ZM38 225H40V223L38 224ZM262 226V227H261ZM259 227V228H258ZM41 227H39L38 228V230L40 229ZM143 228L145 229V231H146V233H145V236L147 237L146 238V240L148 241V243H149V245H151L154 241L156 242V245L158 244V246H156V247H160L161 246V248H163V245H161V243H160V241L159 240H157V234H156V232L155 231H165V228L164 227H160L159 229H155L154 227H152V226H150V225H148V224H143ZM258 228V229H257ZM263 228V229H262ZM49 229V228H48ZM238 229V228H237ZM254 229V230H255ZM52 230V232L54 231L55 232V230L54 229H51ZM46 231H48V230H46ZM245 231V232H244ZM256 231H251V233L249 234V236L251 235V236H253V234L254 233H256ZM49 232V231H48ZM51 233V234H48L47 232H43V231H41V235L40 236H43L45 239H42L40 236H39V233H38V238H37V240H39V241H41V240H49L50 242L47 244V246H46V248H49V247H51V246H58V245H60L61 246V244H62V242H60V241H58V238H57V236H58V232H56V233ZM59 233H60V231H59ZM170 232H167V234H169ZM49 235H51L52 237H50ZM245 235V236H244ZM219 237H222V235H219ZM152 240L151 242H150V240ZM155 239V240H154ZM73 240V237H67V238H65L63 241H64V243H68V242H70V241H72ZM220 240V239H219ZM232 241V240H231ZM230 241V242H231ZM234 241V242H233ZM232 241V243L234 244L236 241L235 240H233ZM247 242L245 243V245L243 244L242 246H249L250 247V249H248L249 247L247 246L246 248L244 247V251H245V253H246V258L244 259L245 261H246V263L245 264H264V258L263 259H260V258H253V260L252 261H248L247 259H250L251 260V258H249V256H251V248H253V246H254V244H252V242H248V244H247ZM147 243V244H148ZM247 244V245H246ZM253 245V246H252ZM258 247H263V246H258ZM236 249V248H235ZM247 250H248V254H247ZM231 251H232V247H231ZM72 252H75V253H77V252H81V253H86L87 251L86 250H82L81 248L79 249V248H77V249H74V248H69L68 250H67V253H68V255H69V258H72L71 256H73V253ZM230 253V252H229ZM251 253V254H250ZM234 254H235V256H239L238 255V253L235 251V252H231L230 253V255H226V256H224V258L226 257V261L227 262H229V263H231V264H237L238 263V261H237V259H235V256H234ZM250 254V255H249ZM263 254H264V252H263ZM71 255V256H70ZM264 256V255H263ZM252 257V256H251ZM168 258H170V257H168ZM170 260H172V257L170 258ZM238 264H240V263H238Z\"/></svg>",
	"mask_w": 264,
	"mask_h": 264
}]
</instances>
